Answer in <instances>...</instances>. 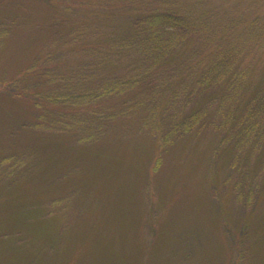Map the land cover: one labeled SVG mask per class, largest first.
<instances>
[{"label": "rangeland", "instance_id": "1", "mask_svg": "<svg viewBox=\"0 0 264 264\" xmlns=\"http://www.w3.org/2000/svg\"><path fill=\"white\" fill-rule=\"evenodd\" d=\"M263 103L264 0H0V264H264Z\"/></svg>", "mask_w": 264, "mask_h": 264}, {"label": "trees", "instance_id": "2", "mask_svg": "<svg viewBox=\"0 0 264 264\" xmlns=\"http://www.w3.org/2000/svg\"><path fill=\"white\" fill-rule=\"evenodd\" d=\"M156 13L155 12L152 13L149 16V18L143 21V26L141 27V29L143 33H146V35L151 38L150 41H148L147 43L145 42L143 44V50H145L148 47L149 50L146 55L149 56L151 60L153 61L157 60L160 62L161 59L163 60L164 58H167L169 56L171 50L172 51L174 50V47L177 45L176 44L177 41L178 43H180L181 38L183 37L182 33L188 34L186 33V31L188 32L189 30H192V26L190 25L191 22H189V19L183 14H180L181 16L179 15L180 16L179 18V17H175L172 13L169 12L161 13V14H156ZM238 52H239V47H238L237 38L232 40V42H230L226 46L224 45L223 47H221L216 55V58L215 59L211 58L207 62L206 67L211 66L209 68L211 70L207 69V71H202L205 73H202L201 76H199L201 81L203 83H209L210 81L213 80L220 81L224 76L229 74L236 66L237 63L236 55L239 56ZM33 69L36 70V67H33L32 70ZM121 85L122 83L120 84V86ZM5 86L6 85H4L3 88H5ZM233 87L234 85L232 86V88ZM228 95L229 94L224 95L221 98V102H230V98ZM250 111L252 110L250 109ZM206 112H207L206 108L197 107L196 111L193 114L189 115L188 119L186 118L184 124L175 121L176 126H174L173 132L179 131L182 125L184 126V128L186 127L187 129L185 130L186 131L188 130L189 132L194 125L204 120V118L206 117ZM261 112L263 115L261 118V122L264 123V103L260 107V114ZM257 113L258 112L254 113L253 111L249 116V118L247 117L249 122L246 121L244 127L245 125H247V122L251 123V120L253 121L255 119V115ZM231 118L232 116L228 119ZM225 122L227 121L225 120ZM250 125L251 124H248V126ZM241 127L243 126L239 125L237 130L241 129ZM255 129L253 126L246 128L244 133H246L247 136H249L250 134L254 135V133L256 132ZM237 133L238 132H236V134ZM262 137H264L263 134Z\"/></svg>", "mask_w": 264, "mask_h": 264}]
</instances>
